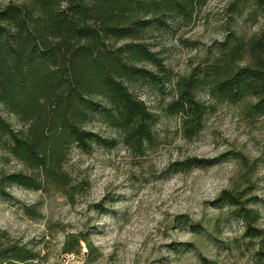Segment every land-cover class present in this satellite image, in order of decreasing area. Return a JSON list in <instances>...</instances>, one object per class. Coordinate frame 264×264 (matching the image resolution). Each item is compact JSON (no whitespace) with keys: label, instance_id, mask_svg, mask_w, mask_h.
<instances>
[{"label":"trees","instance_id":"1","mask_svg":"<svg viewBox=\"0 0 264 264\" xmlns=\"http://www.w3.org/2000/svg\"><path fill=\"white\" fill-rule=\"evenodd\" d=\"M209 0H18L0 4V106L21 124L0 114V150L24 170L0 169V192L16 185L32 191L60 192L74 202L88 186L65 169L72 146L89 152L103 142L86 128L101 115L121 135L122 143L144 150L154 137V114L134 94L147 86L162 92L171 85L167 111L181 115L184 130L200 129L206 106L198 92L206 89L217 102L246 100L254 115L264 116V0H231L228 11L261 26L248 36L227 21L223 38L210 57L186 75L171 72L147 39L153 29L187 20ZM232 16V17H231ZM208 160L188 158L179 170L202 167ZM173 165V164H172ZM258 240L256 257L264 264V235L255 227L258 212L230 192L217 199ZM187 220L186 218V223ZM84 238L69 233L62 251L78 253ZM202 264H215L197 253ZM36 250L0 229V264H33Z\"/></svg>","mask_w":264,"mask_h":264},{"label":"rangeland","instance_id":"2","mask_svg":"<svg viewBox=\"0 0 264 264\" xmlns=\"http://www.w3.org/2000/svg\"><path fill=\"white\" fill-rule=\"evenodd\" d=\"M230 1L209 0L190 19L150 32L147 42L172 80L210 57L227 21L244 36L261 26V19L251 23L244 15L229 20ZM132 91L155 117L144 150L126 147L106 118L95 115L86 128L105 141L93 142L89 152L70 147L64 165L88 182L87 189L69 202L60 192L7 185L0 192V229L38 252L33 264H202L197 253L215 264H259L258 240L250 242L244 224L217 199L222 191L236 194L258 212L254 225L264 235V116L250 112L246 100L217 102L201 89L197 97L206 109L199 131L190 135L181 115L167 111L171 85L162 92ZM0 114L21 127L2 106ZM188 158L208 161L188 170L174 165ZM0 169L24 170L2 150ZM69 233L84 238L78 253L62 251Z\"/></svg>","mask_w":264,"mask_h":264}]
</instances>
